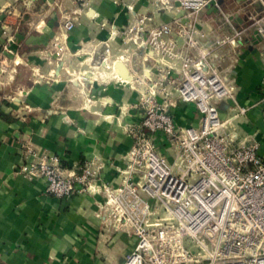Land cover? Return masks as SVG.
<instances>
[{
    "label": "crops",
    "instance_id": "1",
    "mask_svg": "<svg viewBox=\"0 0 264 264\" xmlns=\"http://www.w3.org/2000/svg\"><path fill=\"white\" fill-rule=\"evenodd\" d=\"M137 14L155 22L171 17L148 0H0L1 264H120L132 248L125 232L101 225L102 194L91 189L57 198L46 192L44 179L17 167L32 159L29 150L50 152L68 169L92 160L102 180L115 181L130 146L123 125L140 118L137 93L123 80L140 66L119 60L123 75L118 61L98 63L111 30ZM70 17L75 25L67 31ZM259 17L264 0H215L199 12L198 25L211 37L243 29L217 49L216 63L249 107L238 121L237 144L254 137L264 154V37L254 24ZM62 41L65 49L53 55V44ZM120 47L110 41L108 60L122 53ZM83 65L89 73L82 78L77 67ZM174 110L179 125L196 119L191 104L179 102Z\"/></svg>",
    "mask_w": 264,
    "mask_h": 264
},
{
    "label": "built area",
    "instance_id": "2",
    "mask_svg": "<svg viewBox=\"0 0 264 264\" xmlns=\"http://www.w3.org/2000/svg\"><path fill=\"white\" fill-rule=\"evenodd\" d=\"M148 1L170 12L169 20L137 14L111 30L99 57L100 65L140 66L123 80L137 93L140 118L123 125L130 146L115 181L102 180L92 160L68 169L58 155L33 150L17 171L44 179L57 198L102 194L101 225L133 241L120 264H264V154L254 137L237 144L238 121L249 107L216 63L217 49L243 29L211 37L198 25L199 12L215 0ZM254 24L264 37V17ZM74 25L66 18L65 30ZM110 41L121 43L113 60ZM64 49L55 42L52 51ZM179 102L194 107L193 123H176ZM259 103L264 110V96Z\"/></svg>",
    "mask_w": 264,
    "mask_h": 264
},
{
    "label": "rangeland",
    "instance_id": "3",
    "mask_svg": "<svg viewBox=\"0 0 264 264\" xmlns=\"http://www.w3.org/2000/svg\"><path fill=\"white\" fill-rule=\"evenodd\" d=\"M54 51H52V54L54 55ZM105 68V67H102ZM79 70L81 71L80 74L78 73L79 76H81L82 73H84V75H88V66L87 65H83V66H79L77 67V71L79 72ZM74 75H76V73H74Z\"/></svg>",
    "mask_w": 264,
    "mask_h": 264
},
{
    "label": "water",
    "instance_id": "4",
    "mask_svg": "<svg viewBox=\"0 0 264 264\" xmlns=\"http://www.w3.org/2000/svg\"><path fill=\"white\" fill-rule=\"evenodd\" d=\"M117 67L119 68L121 74L124 75V74L126 73V72H125V68H124V66L122 65L121 62H118V63H117Z\"/></svg>",
    "mask_w": 264,
    "mask_h": 264
}]
</instances>
